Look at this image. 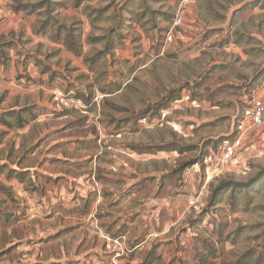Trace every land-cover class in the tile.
Masks as SVG:
<instances>
[{
  "label": "rangeland",
  "instance_id": "obj_1",
  "mask_svg": "<svg viewBox=\"0 0 264 264\" xmlns=\"http://www.w3.org/2000/svg\"><path fill=\"white\" fill-rule=\"evenodd\" d=\"M42 1L0 0L8 66L30 56L59 74L26 136L17 117L0 131V184L66 196L38 213L0 191V264H264V126L218 161L247 103L264 101V0H64L49 15L75 28L79 56L52 28L33 34L46 13L10 7Z\"/></svg>",
  "mask_w": 264,
  "mask_h": 264
},
{
  "label": "crops",
  "instance_id": "obj_2",
  "mask_svg": "<svg viewBox=\"0 0 264 264\" xmlns=\"http://www.w3.org/2000/svg\"><path fill=\"white\" fill-rule=\"evenodd\" d=\"M32 31H33V34L36 35V36H39V37H48L49 38V34L42 35L40 33H36L35 32L34 25H33ZM50 40L52 42L56 43V44L57 43L58 44H61L67 50L66 45L62 41H58L57 42V41H54L52 39H50ZM15 47L16 48H13L12 50H16L17 49V46L15 45ZM7 55H8L7 56L8 57L7 58V61L14 60L13 59L14 57L12 55H10V54H7ZM73 56H75V55H73ZM22 59L23 58L20 59L21 60L20 65H16L17 68L14 67L13 62L10 63V66H8V63L7 62H6V65H4V64H2L0 62V100L3 101L2 102L3 104L5 102L6 103H10V107L9 106L6 107V108H1L0 107V126H1L0 127V131L3 130V132H9L8 128H10L8 125H6L4 122L1 121V117H2L1 115L5 114L8 111L18 112L20 110H24V112H22L20 116H18V115H11L10 118H6V123L12 126V123L15 122L14 119L17 117L18 118V124H20L19 127L17 125V132H18V134H21V135L22 134L23 135L25 134V136H26V134L28 132V126H27V119H29L28 118V115L29 114H32V112H33V110H31V109H29V111H28V108L35 109L38 106V108H41L42 111L45 108H48L45 105L43 107L40 106V105H38L39 100L36 101L34 99L35 95L38 94V93H40V92L54 93L55 91H50V89L48 91L46 89V85H47V83L50 80V73L53 72V71H51V69L45 68L47 66H44L42 68V70H40V71L37 70L38 68H33L32 67L33 66L32 65V62L33 63L35 62L34 65L36 67H38V66L39 67H42V66L39 65V62H36V61H40L37 58H36L37 59L36 60V59H34V58H32V57L29 56L27 58L29 61H27V62H24V60H22ZM19 66H21V67L19 68ZM10 68H12V70H10ZM25 70H26V72H23ZM12 71L16 73V76L13 75ZM57 77H59V75ZM36 78L37 79H40L39 82H41L42 85L37 84V82H36V85L33 86V80L36 79ZM50 81L53 82L54 80L53 81L50 80ZM42 102H44V101L42 100ZM36 104H37V106H36ZM36 110L37 109H35L34 111H36ZM47 113H49V115H47L48 117H52V114L50 115V112H47ZM3 132H2V134H0V136H2V135L5 134ZM17 140H18V142H21V140H19V139H17ZM19 148H20V144H18V146L15 147L16 150H18ZM2 185L6 186L7 188L9 187L10 190H14L15 191V195H17V196H15L14 198L16 200H19V199L24 200V199H26V201L28 202V204L31 205V211H38L39 209L40 210L43 209V208H41V207L38 206L39 200L42 202V204H45L46 205V206H44L45 209H47V207H48L47 205L50 206V205H53L54 203L57 204L60 201H65V196L66 195H65V192H64L63 189L58 190V193L57 194L55 192H54V194H52V193H49L47 191V193H45V195L43 193V196H41L42 198H40L35 193H31V194L27 195L25 191H23L22 189H20V188L23 187L21 184H2ZM127 191L129 192V190H127ZM39 211H38V213H39ZM38 215H40V214H38ZM27 249H30L29 246H27ZM33 258H35V256ZM30 259L31 258H29V257H27L26 260H24V258H18L12 264H28V263L29 264L30 263L31 264H44V263H46V264H50V263L65 264V261H56V262H54V261H52V258H50V257H47V259H46L47 261L46 262L45 261H40V260L37 261V260H33V259L30 260Z\"/></svg>",
  "mask_w": 264,
  "mask_h": 264
},
{
  "label": "trees",
  "instance_id": "obj_3",
  "mask_svg": "<svg viewBox=\"0 0 264 264\" xmlns=\"http://www.w3.org/2000/svg\"><path fill=\"white\" fill-rule=\"evenodd\" d=\"M64 5H65L64 0H44V1L40 2L39 4L32 5L30 8H27L26 6H17V7L10 6V7H12V10L15 13H25L26 15H33V12H35V11H42L41 13H46L45 18L43 19L42 23L39 22V25L37 24L38 26H36V28H35V24H34L35 32L40 33L42 35H46V34H48V31H51L52 29H54V34H52V36H50L51 39L54 41H57V42L62 41L66 45L68 51H70L74 55L79 56V55H81L82 52H81V47L78 43L79 41H78L77 36L75 34V28L66 27L65 25H63L57 21L56 16H50L49 15V13L52 10L54 11V9H55L54 7H60V6L64 7ZM5 48H7V49L11 48L12 49V48H16V47L12 41L0 43V62L4 65H6L7 58H8L7 57L8 55H7V52L5 51ZM104 54H108V53H104ZM98 55L93 57V51H91L88 53L86 60L89 61L90 63L91 62L93 63V59L95 60ZM58 75L59 74L52 72V73H50V79L53 80ZM78 78H81V77H78ZM22 112H24V110H20L18 112L8 111L5 114L1 115L2 116L1 121L4 122L9 127H12L11 125L6 123V118H10L11 115L20 116ZM143 118H144V115L140 114V115L136 116V118H134V120H139V119H143ZM19 125L20 124H18V127H19ZM238 125L239 124H237V127H238ZM235 138H236V136L235 137L231 136L229 139L225 140V142L226 141H232ZM159 150H162V149L159 148ZM231 186H233V185L220 184L217 187L216 191H221V190L226 189L227 187L229 188ZM0 191L5 192V194L10 196V197L12 196V193L9 192V188L7 189L2 184L0 185ZM142 264H146V263H142Z\"/></svg>",
  "mask_w": 264,
  "mask_h": 264
},
{
  "label": "built area",
  "instance_id": "obj_4",
  "mask_svg": "<svg viewBox=\"0 0 264 264\" xmlns=\"http://www.w3.org/2000/svg\"><path fill=\"white\" fill-rule=\"evenodd\" d=\"M188 2L183 1L180 9L173 18V28H179L184 22L183 9ZM172 33L166 37V43H171ZM264 126V101L259 98H252L243 110V122L238 126V136L232 141L222 144V151L219 156V164H228L238 158L240 150L243 148V137L248 129L259 130Z\"/></svg>",
  "mask_w": 264,
  "mask_h": 264
}]
</instances>
